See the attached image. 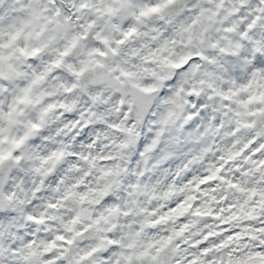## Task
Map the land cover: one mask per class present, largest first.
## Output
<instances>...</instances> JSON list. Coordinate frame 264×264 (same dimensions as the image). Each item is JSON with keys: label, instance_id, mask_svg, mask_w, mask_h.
I'll return each mask as SVG.
<instances>
[{"label": "clouds", "instance_id": "9594fccd", "mask_svg": "<svg viewBox=\"0 0 264 264\" xmlns=\"http://www.w3.org/2000/svg\"><path fill=\"white\" fill-rule=\"evenodd\" d=\"M0 264H264V0H0Z\"/></svg>", "mask_w": 264, "mask_h": 264}]
</instances>
